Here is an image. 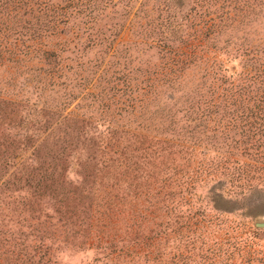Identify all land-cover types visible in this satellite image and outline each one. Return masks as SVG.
<instances>
[{
	"label": "trees",
	"instance_id": "trees-1",
	"mask_svg": "<svg viewBox=\"0 0 264 264\" xmlns=\"http://www.w3.org/2000/svg\"><path fill=\"white\" fill-rule=\"evenodd\" d=\"M191 13L183 23L167 20L155 40L167 45L159 61L108 81V100L125 98L121 106L140 108L152 124L164 117V96L176 108L181 94V117L143 134L112 125L108 111L97 120L61 113L76 99L63 54L105 47L113 29L105 33V1L0 0L1 62H45L32 75L31 98L0 97V210L18 204L14 215L0 212V264H58L62 249L76 246L105 264H134L144 247L162 256L156 264L172 254L185 264H264V229L229 228L221 217L215 224L197 199L214 180L235 199L264 191V39L253 47L241 34L264 18V0H198ZM237 59L242 71L229 73ZM154 103L164 109L149 113Z\"/></svg>",
	"mask_w": 264,
	"mask_h": 264
},
{
	"label": "rangeland",
	"instance_id": "rangeland-1",
	"mask_svg": "<svg viewBox=\"0 0 264 264\" xmlns=\"http://www.w3.org/2000/svg\"><path fill=\"white\" fill-rule=\"evenodd\" d=\"M104 1L105 33L108 29H111V27L113 28L107 32L106 38L109 39L108 42L105 43V47L84 49L83 47L79 48L80 45H78L75 50L72 47L71 51L75 53L73 56L67 53L63 54L65 59L70 57L69 60L65 61V65L73 69L68 77L71 79V90L73 95L76 96V99L65 112L62 111L61 113L66 115L72 111L78 116L88 120H97L105 117V112L108 111L113 113L116 118V121L111 122L112 125L116 127H125V130H129L130 132L137 130V132H143V134L147 133V129L155 131V129L159 127L168 126V117H181L177 115L176 111L177 108L181 106L182 101L179 99L181 94H175V102L179 103V106L176 108L169 105L170 102H166L167 95L164 96L165 100L159 103V105H163V103L167 105L162 115L164 117L160 118V124H152V119H150V117L140 116L139 113H142L140 108H133L132 106H128L129 104L121 106V102L125 100V98H122L119 105L108 100L114 95V92H110L108 89V87L111 86V83L108 81L113 74H115L114 76L124 73L127 75L130 69L145 67L159 61V48L161 50L165 49L167 45L161 44L160 42L157 43L155 40L160 38L159 36L162 28H164L167 20L172 21L176 19L181 20L183 23L186 17L193 15L191 10L198 0H112V5L110 4L111 0H103V2ZM88 12L84 14L89 15ZM201 13L202 11L199 12V14ZM199 16L200 15L197 17ZM261 17L260 14L254 17L255 19H260L249 26H245L247 29L243 27L241 34L243 36L242 43L244 45L247 43V45L252 44L253 47H256L255 44L256 42L258 43V39H264V18ZM249 32L250 37L247 34ZM65 39L69 40V37ZM243 40H245V42ZM45 41L46 44L50 46H65L60 43L58 39H48ZM76 43L78 42L76 41ZM243 63L244 61L237 59L226 64L228 72L238 73L242 71ZM44 64L43 57L36 55L30 56L26 63L24 61L20 65H16V67L10 65L5 66L0 60V97L12 100H23L27 97L31 98V93L35 91L34 85L38 84V82H33L32 75L38 74V72L44 68ZM19 67H21V69L18 70ZM26 67L32 69L30 74H27L28 70ZM85 67H87L86 71H84ZM136 75H133L134 78ZM82 76L87 79L83 81ZM64 92L63 90L61 95H63ZM121 95L127 98L129 93H121ZM55 97L56 95L54 93L47 91L44 99L52 101ZM93 103H95V106L90 107L89 104ZM159 105L154 103V105L150 107L149 113H153L156 109L162 111L164 108ZM181 107L185 108L186 106L182 104ZM166 115L167 117H165ZM92 116H94V118ZM139 141L137 140L136 144H138ZM126 143L128 147L129 145H133L131 140ZM5 175L6 176H3L4 178L7 177V174ZM78 179H80L81 184V178ZM214 181L212 183H203V186L197 191V199L199 203L208 210V215L214 220L215 224L219 223L215 219L216 217L226 219L227 221L224 224L230 226L229 228H239L237 225H244L245 228H252L255 227L256 223L264 222V191L255 190L241 199H235L229 195V187L224 188L221 185L222 183H215ZM136 182L137 181H135V183ZM126 185L127 183L124 184V191ZM79 190L82 196L85 195L83 187H80ZM25 194L26 192L23 191L21 194L15 195L23 197ZM44 204L45 203L41 204L38 202L34 207H36L38 211H42L44 209ZM17 206L18 204L16 203L9 208L5 207L3 210H0V212L2 215L3 212L14 215L15 213L13 211ZM11 225L13 226V224H9L8 228H11ZM14 227L18 229V227ZM211 229L214 230L210 232L216 234L215 237H220L221 233H224L220 232L215 226ZM127 236L125 232V237ZM0 239H4L3 235H0ZM36 239L40 240L41 236H38ZM76 242L75 244L79 243L77 240ZM101 257H103V255H97L93 251L83 250L77 246L68 247L67 250L62 249L58 264H105V261L95 262L96 258ZM170 257L169 264H185L180 260L177 254L175 256L172 254ZM161 258L162 256L157 254L153 248L144 247L141 256L135 258L137 261L134 262V264H156L159 263ZM3 259L4 261L1 260L2 264H9L8 261L5 263V258ZM120 261H124L121 264L133 263L128 258H122Z\"/></svg>",
	"mask_w": 264,
	"mask_h": 264
},
{
	"label": "water",
	"instance_id": "water-1",
	"mask_svg": "<svg viewBox=\"0 0 264 264\" xmlns=\"http://www.w3.org/2000/svg\"><path fill=\"white\" fill-rule=\"evenodd\" d=\"M255 227L258 229H264V222L256 223Z\"/></svg>",
	"mask_w": 264,
	"mask_h": 264
}]
</instances>
